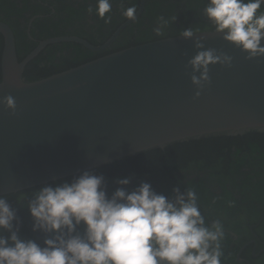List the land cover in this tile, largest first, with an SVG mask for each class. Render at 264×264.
Wrapping results in <instances>:
<instances>
[{
    "label": "water",
    "instance_id": "1",
    "mask_svg": "<svg viewBox=\"0 0 264 264\" xmlns=\"http://www.w3.org/2000/svg\"><path fill=\"white\" fill-rule=\"evenodd\" d=\"M134 20L98 46L59 36L22 56L15 31L0 21V101L11 95L16 102L14 114L0 103V198L174 143L264 132V57L247 59L216 31L147 41L40 79L25 77L48 44L102 51ZM208 49L232 57V64H210V83L196 97L191 77L200 73L189 61Z\"/></svg>",
    "mask_w": 264,
    "mask_h": 264
},
{
    "label": "clouds",
    "instance_id": "2",
    "mask_svg": "<svg viewBox=\"0 0 264 264\" xmlns=\"http://www.w3.org/2000/svg\"><path fill=\"white\" fill-rule=\"evenodd\" d=\"M96 5V14L109 23L111 17L105 14L111 11V0H96ZM262 5L264 0H208L204 14L216 32L247 52L251 60L264 57ZM88 12H93L91 6ZM136 12L134 6L128 7L123 15L134 20ZM153 31L163 35L159 27ZM180 35L188 39L194 32L188 28ZM196 47L203 48V44L197 41ZM216 63L231 67L232 57L208 49L197 52L189 61L193 72L200 73L191 77L196 97L210 83L209 65ZM0 103L15 113L14 97L7 95ZM118 183L128 185L130 180L124 178ZM103 185V176L85 171L71 183L40 189L29 204L36 221L33 230L61 232L66 228L69 238L62 233L46 239L41 247L12 231L10 237L0 236V264H221L220 221L213 223L215 231L204 226L193 191L169 200L149 183H141L131 191L117 188L109 197ZM15 218L8 202L0 198V228L12 230ZM81 223L85 226L84 238L71 235ZM210 242L217 243L212 247Z\"/></svg>",
    "mask_w": 264,
    "mask_h": 264
},
{
    "label": "trees",
    "instance_id": "3",
    "mask_svg": "<svg viewBox=\"0 0 264 264\" xmlns=\"http://www.w3.org/2000/svg\"><path fill=\"white\" fill-rule=\"evenodd\" d=\"M158 2L162 7L160 9L162 13L165 12L167 6L171 5L169 4V0H157V3ZM29 3L30 2L26 0H15V2H12L13 7H17V4L22 5V8H17L16 11H12L9 8L3 12V9L0 7V18L5 19V17L18 16V19H20V12H22ZM134 4L135 1L131 0V4L128 3L126 5H128V7H133ZM147 6V9L144 10L142 15L127 27L128 29L132 27V31L133 28L136 27L139 30L149 25L154 13H150L148 8L149 6H154V4L150 3L148 0ZM128 7L123 6L122 2L116 7V15L113 17V20L117 23H113L111 25L112 28H115L124 21L123 11ZM179 9L180 10L174 9L175 12L171 11V20L174 23L164 21L160 24V30L163 33L162 36H157L154 31L152 32V30L149 29V31L145 33L140 31L142 34L140 36L132 35L128 42L140 44L174 36L188 28L193 29L198 26L204 29L209 26V24H204L205 18L207 20L209 19L204 16V12L201 10L194 11L189 9V11H186L182 7H179ZM78 11L79 10L70 11L68 13V18ZM260 11L264 10L261 9ZM144 15L146 20L140 22ZM173 17L175 19H173ZM154 21L159 24L158 21ZM14 24L17 27L19 26L17 20H14ZM57 25L62 30L67 27H72L66 25L64 19L59 20V23L54 25V29ZM194 30L198 31L199 29ZM61 33L63 32H59L58 34ZM51 34L52 32L49 33L48 36H51ZM40 37L44 36L40 35ZM119 44L120 42H117L114 45L118 50H120L119 47L122 49L124 45H127V43L124 45ZM74 45L79 47L78 44ZM52 47H54V45H52L51 48ZM117 49L112 50L117 51ZM41 54L42 52L27 65L24 71L27 79H40L46 77V74L52 69L45 68L56 64L51 61L48 66L39 65L40 61H44L43 59L41 60ZM89 172L104 177L103 187L109 197L117 188L124 187L128 191H131L137 188L141 183H149L157 194H162L165 197L176 196L177 194L186 196L188 191H193L196 194L197 205L201 215L205 220L204 226L211 231H215L212 225L216 220L220 221L221 231L223 233V236L218 241L222 252L221 264L233 262L236 252L239 249L238 245H241L247 237L250 236L248 225H243V221H238L240 219L232 218L235 213L240 211L248 212L250 209H253L259 219L257 222H264V211H261V207H264V132H248L241 136L203 138L174 143L162 149L143 152L137 156L128 157L90 170ZM80 175L62 179L55 183H71ZM124 178L130 180L128 185H120L118 183L119 180ZM43 187L29 189L12 196H22L23 199L16 207L12 208L16 216L12 222V230L0 228V236L10 237L12 231H15L17 235L24 240H35L37 238H43L45 240L55 239V237L62 233L65 239L69 238L66 228L62 229L61 232L45 231L39 228L35 231L33 230V225L36 221L30 214L29 204L35 199L36 194ZM175 189L179 190L178 193L174 191ZM254 218L255 216L249 217V224L255 222ZM84 227L83 223L76 225L75 231L71 233V235L84 238ZM230 231L237 232V241L227 234ZM253 231H256V229L253 228ZM258 233L261 235V232ZM9 243H11L10 240ZM210 243L212 247H214L217 242ZM209 250L211 251L212 248L210 247Z\"/></svg>",
    "mask_w": 264,
    "mask_h": 264
},
{
    "label": "flooded vegetation",
    "instance_id": "4",
    "mask_svg": "<svg viewBox=\"0 0 264 264\" xmlns=\"http://www.w3.org/2000/svg\"><path fill=\"white\" fill-rule=\"evenodd\" d=\"M19 1H24V0H19ZM26 1L30 3L22 12H20L21 13L20 19H18V16L5 17V19L0 18V21L9 24L11 28L15 31L16 46L21 56L22 54L27 55L38 44L40 40L59 37V36H72V37L76 36L85 40L87 43L91 45L94 46L101 45L112 36V34L122 23H124L128 19L127 17L123 16L124 21L121 22L115 28H112L111 25L113 23H117L116 21L113 20V17L116 15V7L120 5V2H122L123 6H127V7L128 5L126 4L128 3L131 4V0H121V1L111 0V5H112L111 11L105 14L106 17L108 16L111 17V21L109 23H105V20L101 19L96 14L95 11L97 6L96 0H26ZM134 1L135 4L133 6L138 10L140 8V0H134ZM149 1L150 3L154 4V6H149L148 8V11H150V13H154L149 25L144 26L139 30L138 28L134 27L133 30L131 31L132 27L130 29H128L127 27L130 26L133 23L132 22L130 25L126 26L123 30L120 31L117 38L108 48L102 51L94 52L85 48L83 45L75 42H65V43L59 42V43L48 44L47 46H45L44 49L41 51L42 52L41 60L43 59L44 61L42 62L40 61L39 65L48 66L51 63V61L56 63L49 66L48 68H45V69H52L46 74V76L77 66L85 61H89L101 55L114 52L116 50H112V49H117L114 47V45L117 42H120V44L123 45L127 43V45H124L122 49H124V47L127 48L133 46V44L136 45L134 42H128L131 39L132 35L140 36L142 35L140 31L145 33L146 31H149V29H151L153 32V28H157V27L160 28V24L164 21L173 22L171 20L172 18L171 11L175 12V10H180L179 7H182L186 11L192 9L194 11L201 10L202 12H204V8L208 3V0H169L170 1L169 4L171 5L167 6L165 12L162 13L160 11L162 7L160 6L159 2L157 3V0H149ZM12 2H15V0H0V7L3 9V12H5V10L9 8L12 11H16L17 8L19 9L22 8V5H18V4L17 7H13ZM147 2L148 0L144 1L145 4L144 9L135 20H137L142 15L144 10L147 9L148 7ZM81 4H83L84 6ZM90 6L93 8L92 13L88 12V8ZM170 7L174 8L175 10ZM261 9L264 10L262 6ZM74 10H79V11L68 18V13ZM204 16L206 15L204 14ZM158 17H163V19L158 20L157 19ZM62 19L65 20L66 25L72 27H67L62 30L57 25L56 28L54 29V25L58 24L59 20ZM14 20H17L19 25L18 27L14 24ZM144 20H146L145 15L140 20V22ZM154 20L158 21L159 24ZM204 24L206 25L209 24V26L204 29L197 26L196 28L192 29L193 32L201 33V32L216 31L215 26L210 20H207L205 18ZM194 29H199V30L195 31ZM51 32H52L51 36H48V34ZM59 32H63V33L58 34ZM180 33H178L177 35H180ZM40 35L44 37H40ZM62 44H67V45H62ZM74 44H78L79 47L75 46ZM52 45H54V47L51 48ZM119 49L121 48L119 47ZM58 183H53L49 186H53ZM17 194H14L12 196H15ZM12 196L7 197V199L5 197V200L11 206V208L16 207L19 204V202L23 199L22 196H17V197H12ZM175 197L176 196H167L166 198H168L169 200H174ZM261 211H264V207H261ZM254 216H255L254 218L255 222L253 224H249V217H254ZM232 218L240 219L238 221H243V225H248L250 236L247 237V239L241 245L240 244L238 245L239 249L236 252L235 259L233 262H230L229 264L231 263L232 264H264V231H263L264 222L263 223H261V221L257 222L259 219L253 209H250L248 212H243V211L237 212L234 214ZM253 228H255L256 231H253ZM258 232H261V235ZM227 234L230 235L232 239L237 241L238 234L236 231H230Z\"/></svg>",
    "mask_w": 264,
    "mask_h": 264
},
{
    "label": "rangeland",
    "instance_id": "5",
    "mask_svg": "<svg viewBox=\"0 0 264 264\" xmlns=\"http://www.w3.org/2000/svg\"><path fill=\"white\" fill-rule=\"evenodd\" d=\"M34 241H35L38 245H40L41 247H44V246H45V244H44L45 239H43V238H37V239H35Z\"/></svg>",
    "mask_w": 264,
    "mask_h": 264
}]
</instances>
